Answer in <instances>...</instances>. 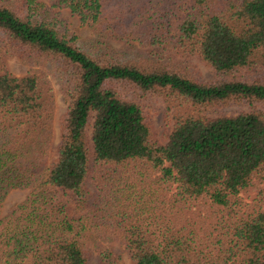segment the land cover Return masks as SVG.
Segmentation results:
<instances>
[{
    "label": "trees",
    "instance_id": "16d2710c",
    "mask_svg": "<svg viewBox=\"0 0 264 264\" xmlns=\"http://www.w3.org/2000/svg\"><path fill=\"white\" fill-rule=\"evenodd\" d=\"M65 10L97 36L86 48ZM105 40L148 51L117 59ZM40 63L24 75L5 56ZM197 56L199 80L167 57ZM69 99L57 145L52 80ZM264 0L0 2V264H264ZM171 106L165 143L145 102ZM242 107L226 114L228 107ZM55 146V147H54Z\"/></svg>",
    "mask_w": 264,
    "mask_h": 264
},
{
    "label": "rangeland",
    "instance_id": "374dc122",
    "mask_svg": "<svg viewBox=\"0 0 264 264\" xmlns=\"http://www.w3.org/2000/svg\"><path fill=\"white\" fill-rule=\"evenodd\" d=\"M0 2L12 3L13 0H0ZM65 15L71 19L72 28L79 35L82 45L86 48H90V45L95 43L97 39L95 33L88 26L82 25L76 17L71 15L70 11L65 10ZM102 44L104 49L112 51L110 56L117 59L139 60L140 58H143L142 56H146L148 54L147 49L141 46L138 42L128 43L121 40H105ZM4 60L9 71L15 75H24L30 70L40 69L42 67L40 63L23 61L16 55H7ZM167 60L173 68L180 69L196 79L206 81L213 80L215 78V70L197 56H172L167 57ZM44 70L46 71L48 77L52 80L56 94L57 108L54 116L56 134L54 145L56 146L61 133L62 116L68 107L69 99L62 93L60 82L58 78L54 76L53 72L47 70L46 67H44ZM259 75L264 76V72H261ZM242 109V107L233 106L224 109V112L226 114H234ZM145 113L147 119L151 121L154 127L156 137L161 143H165L168 140L173 128L171 106L162 98H149L147 102H145ZM28 192V189H12L0 205V215H5L11 211L16 204L25 199ZM104 247L111 250L115 254L120 264H135L129 258L123 245L110 241L104 243ZM99 261L100 253L95 252L91 257V264H98Z\"/></svg>",
    "mask_w": 264,
    "mask_h": 264
}]
</instances>
